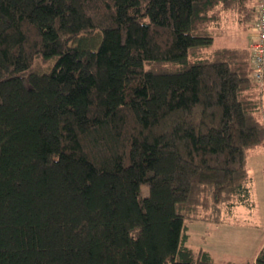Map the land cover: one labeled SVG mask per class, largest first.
<instances>
[{"label":"trees","instance_id":"trees-1","mask_svg":"<svg viewBox=\"0 0 264 264\" xmlns=\"http://www.w3.org/2000/svg\"><path fill=\"white\" fill-rule=\"evenodd\" d=\"M258 10L0 0V264H240L195 253L187 222L250 206L264 79L249 45L212 46Z\"/></svg>","mask_w":264,"mask_h":264},{"label":"rangeland","instance_id":"rangeland-1","mask_svg":"<svg viewBox=\"0 0 264 264\" xmlns=\"http://www.w3.org/2000/svg\"><path fill=\"white\" fill-rule=\"evenodd\" d=\"M215 30L212 49L250 46L249 36L254 31L238 26L230 13ZM254 152H250L249 158L252 177L250 206H238L231 214L224 213L220 221L187 222L188 245L195 253L205 249L212 253L216 262L255 264L256 257L264 249V152L255 155Z\"/></svg>","mask_w":264,"mask_h":264},{"label":"built area","instance_id":"built-area-1","mask_svg":"<svg viewBox=\"0 0 264 264\" xmlns=\"http://www.w3.org/2000/svg\"><path fill=\"white\" fill-rule=\"evenodd\" d=\"M259 21L251 40L250 50L253 62V77L262 82L264 79V0H259Z\"/></svg>","mask_w":264,"mask_h":264}]
</instances>
